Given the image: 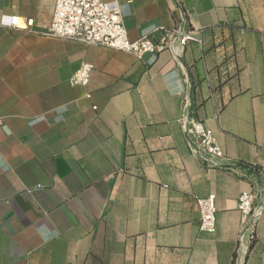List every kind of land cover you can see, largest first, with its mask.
Here are the masks:
<instances>
[{"label":"crops","instance_id":"1","mask_svg":"<svg viewBox=\"0 0 264 264\" xmlns=\"http://www.w3.org/2000/svg\"><path fill=\"white\" fill-rule=\"evenodd\" d=\"M56 1L0 0L20 18L0 25V264H264V0H105L133 41L179 23L195 38L142 59L48 36ZM186 115L222 167L191 155ZM244 192L263 207L247 251Z\"/></svg>","mask_w":264,"mask_h":264},{"label":"built area","instance_id":"2","mask_svg":"<svg viewBox=\"0 0 264 264\" xmlns=\"http://www.w3.org/2000/svg\"><path fill=\"white\" fill-rule=\"evenodd\" d=\"M0 25L19 29L20 18L3 16ZM46 34L88 46H102L133 55L138 59H142L147 54L156 55L165 50H171L179 55L181 47L195 40L193 35L186 32L184 26L179 23L172 30L166 31L157 41L148 37L133 41L125 28L120 8L105 0H57L54 17ZM92 71V65H82L70 78V85L87 86ZM180 124L189 140L188 147L191 155L209 168L222 167L225 156L213 132L202 122L195 121L188 115L180 119ZM2 127L3 120L0 118V130ZM257 197L255 192H244L237 200V209L241 214L243 225L239 236V247L246 251L255 239L254 228L263 213V207L257 210L253 208ZM216 201V196L213 194L197 199L200 210V229L204 232L216 231Z\"/></svg>","mask_w":264,"mask_h":264},{"label":"trees","instance_id":"3","mask_svg":"<svg viewBox=\"0 0 264 264\" xmlns=\"http://www.w3.org/2000/svg\"><path fill=\"white\" fill-rule=\"evenodd\" d=\"M253 243H254V242H253ZM253 243H252V244H253ZM252 244H251V247H252Z\"/></svg>","mask_w":264,"mask_h":264}]
</instances>
